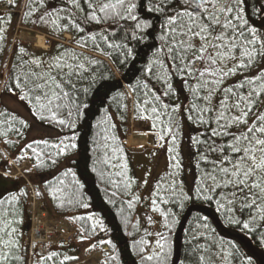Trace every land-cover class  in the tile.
Returning a JSON list of instances; mask_svg holds the SVG:
<instances>
[{
  "label": "trees",
  "instance_id": "16d2710c",
  "mask_svg": "<svg viewBox=\"0 0 264 264\" xmlns=\"http://www.w3.org/2000/svg\"><path fill=\"white\" fill-rule=\"evenodd\" d=\"M134 2L137 4V16L150 24L143 32L136 30L135 22L131 20H86L90 11L86 0H79L80 8L74 7L69 0H44L43 7H36L32 0H16V6L0 0V15L6 21L11 14L10 22H0L4 29L0 40V95L18 99L38 123L59 130L56 137L33 140L21 146L20 139L30 124L0 103V145L4 150L0 149V170L10 169L8 156H13L17 163L27 161L29 167L25 172L42 201L41 210L75 228L70 239L47 244L46 252L41 253L39 249L30 252L25 237L31 192L27 182L19 177L12 191L0 199V220L12 221L11 226L16 229L13 239L17 241L18 248L13 251L20 259H11L10 264H81L80 261L97 248L105 254L101 264H145L143 255L153 249L160 251L155 244L159 238L157 234H163L167 244L160 259L149 264H209V257L211 264H245L248 257L252 258L253 264H264V221H253L248 210L240 212L236 208L232 216L255 226V231L244 230L242 224L231 223L226 208H220L217 203L221 199L217 195L221 189L210 194L212 199H204L196 192L197 187L202 186L203 174L212 167L208 161L216 160L219 155L209 151L208 145L213 141L217 145L224 144L231 140V136L210 135L211 129L216 127L214 113L205 116L207 123L196 119L195 110L190 108L194 101L192 88L195 80L169 65L172 89L168 95H163L168 91L167 85L147 71L149 63L156 58L157 49L164 46L160 36L164 34L162 25L166 15L172 14L173 6L175 10H181L183 0H168L164 4V12L150 10L160 0ZM30 6L36 7V11L29 17ZM243 7L248 27L259 32L264 27V0H245ZM46 10L58 13L62 19L56 24L42 21L40 17ZM68 17L80 24L84 31L79 32L72 27ZM65 24L69 25L67 30H64ZM18 26L51 36L53 44L50 50L35 49L25 41L14 42L12 35ZM92 33L97 36L95 43L89 38L84 45L80 38L89 37ZM67 35L71 36L68 40ZM102 37H107V43ZM195 43L199 45L200 42L196 40ZM109 44L116 47H109ZM73 52L94 62L86 63L80 76L72 78L74 88L57 77L68 96L57 101L61 108L57 111V120H52L51 113L41 110L31 99L39 94L29 91L34 85L16 87L17 79L23 80L32 72L47 76L48 65L54 63L57 56ZM34 60L41 63L34 64ZM261 60L262 57L258 56L250 68L227 75L217 87L235 88L245 77L264 72L253 74ZM225 63L231 67V62ZM197 66L202 67L200 64ZM52 74L55 75V71ZM24 93H28L29 99H20ZM198 95L203 97L205 93L199 92ZM155 96L160 99L155 100ZM221 99L223 93L215 92L209 106L217 108ZM145 100L149 103L145 104ZM263 100L264 96L260 97L254 111H264ZM195 102L200 107L206 104L203 99ZM165 104L169 108L165 109ZM154 106L158 113H152ZM252 118L253 114H250L249 123ZM59 119L68 123L61 125ZM132 121L138 128L158 133L162 150L170 157L168 173L153 184L149 197L135 191L137 180L130 157L132 149L126 144ZM169 127L173 129L171 133L166 131ZM229 131L238 133L239 129L232 127ZM172 136L176 137L175 143ZM186 136L194 151L190 164L191 181L185 169ZM36 141L48 143L37 144ZM71 143L76 144V148L68 147L60 153V148ZM29 144L36 149L35 152L27 147ZM202 156H206L207 161L201 159ZM176 161L179 162L178 168L175 167ZM62 162H67V165L48 177ZM69 169L71 172L65 176ZM173 181L174 192L169 190ZM223 191L227 192L226 189ZM154 199L161 210L170 211L168 227H165V217L154 210ZM163 200L168 202L162 203ZM252 215H255L254 211ZM141 240L149 243L141 245ZM142 246L149 252L141 253ZM52 252L57 255L47 259ZM201 255L205 256L204 261H200Z\"/></svg>",
  "mask_w": 264,
  "mask_h": 264
},
{
  "label": "snow or ice",
  "instance_id": "6c2138e0",
  "mask_svg": "<svg viewBox=\"0 0 264 264\" xmlns=\"http://www.w3.org/2000/svg\"><path fill=\"white\" fill-rule=\"evenodd\" d=\"M32 2L36 7L44 6V0H32ZM69 2L74 7L80 8L79 0H69ZM86 2L90 10L85 17L86 20L96 22L108 18L131 20L135 22L134 28L141 32L150 27L147 20L142 21L137 16V4L134 0H86ZM4 3L16 6V0H4ZM166 3L168 0H160V3L150 10L164 12ZM244 4L245 0H183L181 10L177 11L173 6L172 14L166 15L162 25L164 34L160 36V40L165 42L164 46L157 49L156 58L149 63L147 71L167 85L168 91H165L163 95H168L172 89V85L169 83V65L177 72L184 73L195 80V86L192 88L194 101L190 108L195 110L196 119L200 123H207L205 116L214 113L216 127L211 129L210 135L212 137L231 136V140L224 144L217 145L213 141L208 145L209 151L219 155L216 160L208 161L212 167L203 174L202 186L197 187L196 192L204 199H212L210 194L221 189V192L217 193L221 197L217 203L220 208H226L229 221L242 224L244 230L255 231L254 225H250L248 221L238 220L231 214L236 208L240 212L248 210L253 221L256 219L264 221V111H254L260 102V97L264 96V72L252 77H245L235 88L221 89L217 87L227 75L242 72L244 69L250 68L258 56L264 57V33H259L254 27H248V20L244 16ZM36 7L30 6L27 16L33 15ZM10 16L9 13L5 21V17L0 15V22H10ZM40 19L56 24L62 17L58 13L46 10ZM68 19L71 20V26L77 31H84L74 19L71 17ZM63 27L64 30H67L69 25L65 24ZM3 31L4 29L0 27V40L3 39ZM133 36H135V32ZM89 38L95 43L97 36L92 33L89 37L80 39L86 45ZM102 39L107 43V37H102ZM196 40H199V45L195 43ZM108 46L116 47L111 44ZM20 51L23 52L24 49L21 48ZM128 52L130 54L131 50L129 49ZM161 54H163V58H161ZM82 59L84 62H81ZM93 62L82 58L75 52L71 55L65 53L57 56L54 63L48 65L47 76L32 72L26 75L23 80L18 78L16 87H20L21 84L25 87L34 85L29 88V91L39 94L31 99L35 100L41 110L46 109L51 113L52 120H57V111L61 108V104L57 101L68 96V93L63 91L61 82L66 81L74 88L72 78L80 76L86 63ZM225 62H231V67H227ZM32 63L39 65L41 62L34 60ZM198 64L202 67H198ZM226 68L227 70H225ZM53 71H55V75L52 74ZM58 76L61 82L57 81ZM217 91L223 93V99L220 100L217 108H211L209 106L211 97ZM199 92H204L205 95L199 97ZM20 99H29L28 93L21 95ZM154 99L159 100L160 97L155 96ZM196 99L206 101L205 106H198L195 102ZM144 103L147 104L149 101L145 100ZM163 107L167 109L169 105L165 104ZM151 111L158 113V108L154 106ZM250 114H253L251 123H249ZM157 119H159V115H157ZM189 119L192 117L190 116ZM21 123L24 122L21 121ZM58 123L65 125L68 121L59 119ZM169 123H172L171 117H169ZM71 126L74 127V125ZM232 127H237L238 133L229 131ZM166 131L171 133L173 129L169 127ZM163 138L161 136V139ZM171 139L175 143L176 137L172 136ZM35 143L47 144L48 142L36 141ZM27 147L33 152L36 151L31 144ZM55 147L59 148L60 146L56 145ZM68 147L74 149L76 144L65 145L64 148H60V153H64ZM172 150L174 151V149ZM201 159L207 161L206 156H202ZM175 167H179L178 161H176ZM70 172L71 169L65 172V176ZM174 185L175 181L169 189L172 192L175 191ZM225 189L226 193L223 191ZM12 199L15 200L16 197L13 196ZM161 202L167 203L168 201ZM152 204L154 210L159 211L165 217V227H168L167 218L170 211L161 210L157 206L156 199L152 200ZM84 206L87 207V205ZM253 211L255 212L254 216L252 215ZM12 223L9 220H0V264H10L11 259H20L14 255L13 251L18 248V243L13 239L16 229L11 226ZM157 235L159 238L156 239L155 244L160 251L157 252L153 249L149 254L143 255L142 260L145 264L159 260L164 253L167 238L163 234ZM148 243V241H140L141 245ZM140 252L146 253L149 250L142 246ZM56 255L57 253L52 252L47 259H52ZM65 259L73 258L65 257ZM199 259L204 261L205 256L201 255ZM209 264H211V257H209ZM245 264H253L252 258L248 257Z\"/></svg>",
  "mask_w": 264,
  "mask_h": 264
},
{
  "label": "rangeland",
  "instance_id": "374dc122",
  "mask_svg": "<svg viewBox=\"0 0 264 264\" xmlns=\"http://www.w3.org/2000/svg\"><path fill=\"white\" fill-rule=\"evenodd\" d=\"M264 11V7H262ZM259 33H264V27L260 29ZM36 35H44L46 38L51 37L45 33H41L35 30H28L18 26L15 30L14 34L12 35V40L15 42L16 40L29 42L35 49L40 50H50L47 47H40L37 45V37ZM45 38V39H46ZM52 38V37H51ZM71 36L67 35L66 40L70 39ZM46 43V40H45ZM264 70V57L260 64L253 70V74ZM0 103L7 107L14 113H17L19 116L27 120L30 124L29 130L25 133V135L20 139L21 146L27 142L38 140V139H45L47 137H56L59 134V130L44 126L38 123L31 111L18 101V99L13 98L12 96H1L0 95ZM264 104V100H263ZM144 140V143H141ZM127 146L132 149L130 157L132 162V167L134 171V175L136 177V193L141 196H150L151 188L153 184L166 175L170 168V157L162 150V143L160 141V135L153 132L145 131L144 128H138L137 123L132 121V126L130 133L126 138ZM184 157L186 158L187 166H186V174L189 180H192L193 174L190 170L191 164V157L193 156L194 151L192 150V143H189V137L186 136L185 143H184ZM0 149L3 150V147L0 145ZM4 151V150H3ZM10 169H2L0 170V174L9 175L14 177H21V179L25 180L30 188V216H29V228L30 230L32 226V209L34 205L40 206L41 200L38 199L35 187L33 186L30 179L27 177L25 172L28 169L27 161H23L21 163H17L14 160L13 156H8ZM67 165V162L60 163L48 176L55 175L60 170H62ZM187 178V179H188ZM42 212H39V215ZM42 220L41 218H39ZM46 218H44L45 220ZM58 225L67 226L69 232L62 233L61 231H57L56 239L57 241L51 243H57L59 240H68L75 234V228L72 227L70 224L66 223L65 221L55 218ZM53 219H50V223H52ZM69 226V227H68ZM73 231V233H72ZM28 233V232H27ZM105 259V254L100 249H95L89 257H85L80 261L81 264H101L102 261Z\"/></svg>",
  "mask_w": 264,
  "mask_h": 264
},
{
  "label": "built area",
  "instance_id": "2783aa9c",
  "mask_svg": "<svg viewBox=\"0 0 264 264\" xmlns=\"http://www.w3.org/2000/svg\"><path fill=\"white\" fill-rule=\"evenodd\" d=\"M45 38L46 37L44 36V39ZM45 40V47L50 48L53 44V39L48 37ZM39 212H41V205H34L31 218L32 226L25 237V244L28 246L30 252H32L34 249H39L41 253H44L47 250V244L55 242L57 239H59H56L57 231L67 233V231L69 232V229L67 226H64L63 223L62 225H58L55 218L52 217L48 212L49 218L46 220H40ZM50 219H53V221H51L52 223L48 224Z\"/></svg>",
  "mask_w": 264,
  "mask_h": 264
},
{
  "label": "crops",
  "instance_id": "0c3cea01",
  "mask_svg": "<svg viewBox=\"0 0 264 264\" xmlns=\"http://www.w3.org/2000/svg\"><path fill=\"white\" fill-rule=\"evenodd\" d=\"M17 180H19V177L0 174V199L12 191Z\"/></svg>",
  "mask_w": 264,
  "mask_h": 264
},
{
  "label": "bare ground",
  "instance_id": "6f19581e",
  "mask_svg": "<svg viewBox=\"0 0 264 264\" xmlns=\"http://www.w3.org/2000/svg\"><path fill=\"white\" fill-rule=\"evenodd\" d=\"M37 37V45L40 46V47H45V39H44V36L43 35H36ZM145 141L142 140L141 143H144ZM42 213L40 214V218L42 220H44V218H49V214L47 213V211L43 210L41 211ZM45 219V220H46Z\"/></svg>",
  "mask_w": 264,
  "mask_h": 264
},
{
  "label": "water",
  "instance_id": "95a60500",
  "mask_svg": "<svg viewBox=\"0 0 264 264\" xmlns=\"http://www.w3.org/2000/svg\"><path fill=\"white\" fill-rule=\"evenodd\" d=\"M28 228H29V224H28Z\"/></svg>",
  "mask_w": 264,
  "mask_h": 264
},
{
  "label": "flooded vegetation",
  "instance_id": "af4514ba",
  "mask_svg": "<svg viewBox=\"0 0 264 264\" xmlns=\"http://www.w3.org/2000/svg\"><path fill=\"white\" fill-rule=\"evenodd\" d=\"M41 211H43V210H41Z\"/></svg>",
  "mask_w": 264,
  "mask_h": 264
}]
</instances>
